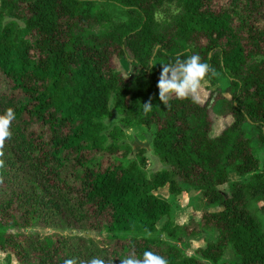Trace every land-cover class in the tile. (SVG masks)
<instances>
[{
    "label": "trees",
    "instance_id": "16d2710c",
    "mask_svg": "<svg viewBox=\"0 0 264 264\" xmlns=\"http://www.w3.org/2000/svg\"><path fill=\"white\" fill-rule=\"evenodd\" d=\"M171 3L177 10L157 19ZM108 5L127 17L113 20ZM193 54L229 82L231 121L216 135L212 92L199 103L170 94L169 107L159 99L161 63ZM114 55L129 59L128 78L112 65ZM110 98L123 116L107 143ZM9 107L15 119L0 157V249L18 264L94 256L121 264L149 250L168 264H211L228 245L238 257L232 264H264L262 221L248 207L255 199L264 212V160L260 168L243 128L245 121L254 124L264 145V25H234L228 9L215 10L208 0H0V114ZM135 124L156 126L152 148L166 167L148 174L144 148L127 163L117 157L131 149L120 140L123 127ZM98 151L116 157L101 167ZM231 170L250 176L230 180ZM181 181L218 205L195 221L162 225L177 239L202 227L215 230L194 255L156 234L171 205L155 190L167 185L179 194ZM41 226L57 230L35 229ZM74 228L99 237L63 232Z\"/></svg>",
    "mask_w": 264,
    "mask_h": 264
},
{
    "label": "rangeland",
    "instance_id": "374dc122",
    "mask_svg": "<svg viewBox=\"0 0 264 264\" xmlns=\"http://www.w3.org/2000/svg\"><path fill=\"white\" fill-rule=\"evenodd\" d=\"M211 8L215 10H220L226 8L230 11L232 18L234 20V25L239 24L243 20L249 22V25L258 27L259 29L264 25V0H208ZM108 11L110 12L113 20L119 21L127 17L124 9L108 5ZM177 10V7L174 4H165L156 12V17L159 20L168 18L172 13ZM10 17L6 16L5 19L8 20ZM21 24L23 22L18 20ZM101 27L94 26V30H98ZM128 56H131L129 53ZM259 58V57H257ZM111 63L116 70H118L124 78H128L133 71L132 64L130 63L127 57H121L114 55L111 58ZM157 65V61H153V66ZM229 82L225 75L220 71H215V75L209 73L203 81H201V88L198 91L200 96V101L204 102L208 98L210 92H212V97L208 104L209 113L212 118V129L211 134H218L226 125L231 121L230 114L226 109L225 100L230 97L229 92L226 88ZM137 88V85H134V90ZM174 94V93H172ZM127 101L130 99L127 97ZM110 114L103 118L105 123L104 133L107 135V143L111 142L112 138L108 135L109 131L113 128L114 125H120V118L123 116V113L115 108L112 98H110ZM155 125L151 126L135 124L131 126L123 127L124 135L121 137V141L128 143L131 147L130 151L126 156H121L120 152L117 157L122 158L126 163L137 157V151L140 148H144V155L147 159L146 172L149 174L154 170L164 168L167 166L165 162H162L159 157L154 153L152 148V137L154 135ZM243 128L245 135L249 139V143L253 153L259 158L260 168L263 165L264 160V145L258 138V132L254 124L245 121L243 123ZM96 155L100 161L101 167H106L113 159L116 157L113 154L108 152H96ZM250 176L239 175L234 171H230L229 178L233 179H247ZM183 190L179 194H171L168 191L167 185L160 187L155 190L156 194H159L165 197L170 202V212L167 216H164L157 223V232L156 234L159 237L175 243L176 246L185 254L194 255L197 253V248L199 246H204L209 240H214L216 237V231L211 228L202 227L197 230V233L188 235L184 232L181 233V238L177 239L169 236L163 229L162 225L166 219L171 220L176 224H186L190 221H195L200 217L204 209H216L218 208L217 203L207 202L201 192V189L191 187L186 183L181 181ZM222 191L225 193L228 192L227 184L219 186ZM248 207L255 212L262 221V227L264 230V212L258 208V202L255 199L248 200ZM33 229V228H32ZM31 229V230H32ZM35 229L45 230V231H54L57 229L44 228V227H35ZM60 231V230H59ZM63 232L67 233H77L85 234L91 237H99V234L85 229H65ZM238 259L234 249L231 245H228L224 251L222 258L218 262H210L211 264H232L233 261ZM0 264H18L15 256L10 252H6L0 249Z\"/></svg>",
    "mask_w": 264,
    "mask_h": 264
},
{
    "label": "clouds",
    "instance_id": "9594fccd",
    "mask_svg": "<svg viewBox=\"0 0 264 264\" xmlns=\"http://www.w3.org/2000/svg\"><path fill=\"white\" fill-rule=\"evenodd\" d=\"M162 64V70L158 77L157 88L159 89V99L166 107H169L170 94L174 93L176 98L186 99L191 97L194 103L200 102L198 94L201 88V81L211 72L215 75V70L211 69L207 62H203L199 55L193 54L181 59L177 56L174 63ZM144 112L151 111V98L143 104ZM15 119L14 109L9 107L3 114H0V157L4 156L6 139H10L12 132L10 125ZM4 167V160L0 159V168ZM64 264H113V259H105L94 256L87 261L77 258L64 260ZM121 264H168L165 257L154 251H145L143 257L137 258L134 254L121 258Z\"/></svg>",
    "mask_w": 264,
    "mask_h": 264
}]
</instances>
